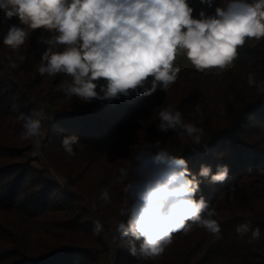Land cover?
Segmentation results:
<instances>
[{"label":"trees","instance_id":"1","mask_svg":"<svg viewBox=\"0 0 264 264\" xmlns=\"http://www.w3.org/2000/svg\"><path fill=\"white\" fill-rule=\"evenodd\" d=\"M188 3L198 19L201 10L214 15L229 0H213L210 8L200 0ZM9 25L27 32L19 52L3 44ZM53 35L0 13V264H104L110 242L115 243L113 264H264V92L247 83L251 73L264 84V38L247 39L224 69L197 71L181 52L175 83L164 91L158 87L151 96L141 88L140 95L130 91L86 101L65 95L71 76L39 73L45 41ZM63 49L58 44L53 52ZM96 83L99 93L106 81ZM158 107L179 110L185 123L202 129L201 145L171 130L159 132ZM41 108L47 119L40 152L32 140L20 138L19 116ZM68 135L79 138L73 156L61 146ZM157 140L186 159L193 173L201 164L213 172L226 164L229 176L223 183L204 180L197 193L216 210L220 236L194 227L187 235L174 234L161 257L146 259L130 255L126 239H113L116 231L111 235L103 228L94 235L93 227L100 219L126 221L119 210L127 181L117 179L119 169ZM105 190L110 203L101 199ZM245 222L260 228L258 240L250 243V232L237 234V225Z\"/></svg>","mask_w":264,"mask_h":264},{"label":"clouds","instance_id":"2","mask_svg":"<svg viewBox=\"0 0 264 264\" xmlns=\"http://www.w3.org/2000/svg\"><path fill=\"white\" fill-rule=\"evenodd\" d=\"M200 3L210 8L213 0ZM193 12L188 0H0L5 20L17 17L20 25L55 33L45 41L38 71L71 76L65 95L86 101L128 96L130 91L140 95L141 88L143 95L151 96L158 87L164 91L175 83L181 71L175 60L181 52L197 71L224 69L237 58L238 48L247 39L264 38V0H229L214 15L201 10L198 19ZM26 37L24 28L9 25L3 44L19 52ZM58 44L64 45L63 51L53 52ZM149 78L151 86L146 87ZM101 79L106 85L98 93L96 82ZM247 83L264 92V84H257L251 73ZM158 108L159 132L171 130L201 145L202 129L185 123L179 110ZM19 119L23 121L20 138L32 140L39 148L47 119L44 109L21 113ZM78 142L77 136L68 135L61 146L73 156ZM133 160L119 169L117 179L127 181L119 214L127 219L115 222L118 236L113 237L127 240L130 255L161 257L174 234L187 235L194 227L220 236L221 226L213 219L216 210L203 196L197 198V193L204 180L210 184L226 181L228 165L218 164L213 172L210 165L201 164L198 173H193L186 159L173 155L159 140L142 147ZM101 199L111 202L108 191ZM102 231L101 222L95 221L93 234ZM236 232L242 237L250 232V243L261 236L260 228L250 222L237 225ZM137 241H141L139 246Z\"/></svg>","mask_w":264,"mask_h":264},{"label":"rangeland","instance_id":"3","mask_svg":"<svg viewBox=\"0 0 264 264\" xmlns=\"http://www.w3.org/2000/svg\"><path fill=\"white\" fill-rule=\"evenodd\" d=\"M5 66H6V69L10 70L11 66H9V64H7ZM43 132H45V129H43ZM43 137H44V134L39 138L40 139V147L37 149L40 152H41V145H42ZM41 154H42L41 158L45 160L43 153H41ZM100 221L102 222L101 219H100ZM115 222H116V219H113V218H108L105 222H102L104 230L107 233L114 235L115 234V227H114ZM114 248H115L114 242H110L107 244V246H106L107 252L103 256V263L104 264H113L112 252L114 251Z\"/></svg>","mask_w":264,"mask_h":264}]
</instances>
